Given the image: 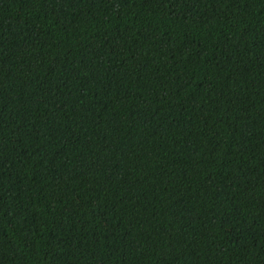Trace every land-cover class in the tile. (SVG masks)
Here are the masks:
<instances>
[{"label": "trees", "instance_id": "1", "mask_svg": "<svg viewBox=\"0 0 264 264\" xmlns=\"http://www.w3.org/2000/svg\"><path fill=\"white\" fill-rule=\"evenodd\" d=\"M0 264H264V0H0Z\"/></svg>", "mask_w": 264, "mask_h": 264}]
</instances>
